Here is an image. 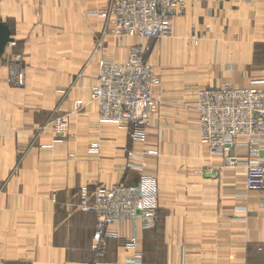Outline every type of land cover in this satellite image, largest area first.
Returning a JSON list of instances; mask_svg holds the SVG:
<instances>
[{
	"label": "crops",
	"instance_id": "0c3cea01",
	"mask_svg": "<svg viewBox=\"0 0 264 264\" xmlns=\"http://www.w3.org/2000/svg\"><path fill=\"white\" fill-rule=\"evenodd\" d=\"M27 1L38 3L0 0V21L21 20L29 11ZM64 1L68 4L62 6L70 13L74 0ZM253 3L260 7L249 8ZM263 3L187 0L185 15L174 19L178 41L187 36L183 32L189 24H198L202 31L206 22L217 25L226 19L227 26H216L218 38L201 45V51L213 52L207 66L211 54L191 52L180 43L172 60L167 53L172 45L161 42V69L156 66L162 81L154 93L157 123L145 137L132 140L127 133L89 119L91 110L86 105L80 113L70 114L80 139L40 149L31 139L43 120L41 111L18 107V100L1 101L0 264H264V191L246 188L249 155L245 146L236 147L241 161L229 167L202 143L196 93L209 86H249L252 79L264 77V27L254 30L245 24L264 20ZM207 13L212 17L207 18ZM197 19L200 22L194 23ZM125 37L103 46L79 72L82 80L75 81L74 73L67 72L59 82L71 85L67 103L59 101L54 111L65 104L63 109L71 112L77 99L88 101L90 85L98 76L97 59L123 60L130 46L143 40ZM5 54L0 60V85L8 77ZM89 66L92 72L86 73ZM52 139L51 131L43 132L40 141L46 145ZM96 140L103 146L100 151L90 149ZM149 149L159 153L148 154ZM145 176L156 180V188L148 190L157 197L155 228L141 230L132 221L112 226L113 235L137 234L138 243L122 247L113 236L105 256L96 259V217L79 208L81 189L87 187L93 193L100 185L137 184ZM140 253L142 263H135Z\"/></svg>",
	"mask_w": 264,
	"mask_h": 264
},
{
	"label": "built area",
	"instance_id": "2783aa9c",
	"mask_svg": "<svg viewBox=\"0 0 264 264\" xmlns=\"http://www.w3.org/2000/svg\"><path fill=\"white\" fill-rule=\"evenodd\" d=\"M186 3L187 0H110L98 14L104 20L105 31L120 39L131 36L155 41L173 34L174 19L184 13ZM11 80L23 83L21 74L17 80L14 76ZM160 84L141 41L130 46L123 60L99 61L91 100L101 120L117 121L134 138H141L157 123L154 115L158 99L154 93ZM197 111L202 142L210 154L222 157L227 166L236 167L241 160L234 151L239 145L245 146L249 155L246 188L264 191V77L252 79L249 86L225 84L199 89ZM65 123V118L54 119L57 136L53 143L65 136ZM146 152L159 153L157 149ZM155 182L152 176H145L137 184L118 182L93 193L87 188L81 191L79 208L96 217L93 237L96 259L105 256L113 236L122 247H135L138 243L137 234L113 235L112 226L132 221L141 230L155 227L157 197L148 191L156 188ZM133 261L142 263V254H137Z\"/></svg>",
	"mask_w": 264,
	"mask_h": 264
},
{
	"label": "rangeland",
	"instance_id": "374dc122",
	"mask_svg": "<svg viewBox=\"0 0 264 264\" xmlns=\"http://www.w3.org/2000/svg\"><path fill=\"white\" fill-rule=\"evenodd\" d=\"M109 2L110 0H74L70 2L71 9L70 13H68V11L66 12L62 6L63 4H68V2L66 3L64 0H38V3L36 1H33L32 3L27 1L26 5H30L29 11L25 13L22 19L16 21V19L12 18V20L9 21L10 23H7L11 26L15 41L8 45L5 58H3V63L6 64L9 69L6 83L0 85V94L4 95L8 92L12 93L10 96H0V106L2 104L1 101L5 103L7 102V99H11L15 101L18 100L16 103L18 104V107H22L23 105L27 108V106H30L28 109L35 108L36 112L41 111L43 120L37 124L38 126L33 131L31 139V141L35 145H38V148L40 149H43V146L44 148H51L56 143H53L54 138L57 136L56 134L54 135V119H66V125L64 128L66 134L61 141H58L59 143L66 139H80L81 134L73 129L74 126H71L72 117L70 114L73 112L77 114L80 113L86 105H88V110H91L89 119H98L97 123H103V125H107L113 130L117 129V131L127 133L128 138L132 140L138 139L134 138L129 130L117 121L101 120L99 118L96 105L91 100V87L93 83L90 85L88 101L77 99L74 103L73 111L71 112L63 109L65 108V104L61 105L60 110L57 108V110L54 111L58 106L59 101L64 100V103H67L65 98L68 94V88H70L71 85L67 86L59 83L66 78V75L68 74L67 72L71 71L74 73L73 76L75 81L82 80L83 76L79 72L89 65L95 55L97 56V54L102 51L103 46L105 47L106 44L112 41H121H119V38L114 36L110 31H105L104 20L98 14V12H101L109 5ZM250 7H253L256 10L260 5L253 3L249 5V8ZM263 7L264 3L262 4V8ZM185 13L186 8L184 13L178 16H183ZM211 15L212 14L208 16L207 13L206 17L210 18L212 17ZM225 20L226 19H221L217 25L212 21H208L205 23L202 31L198 29V24L196 26H191L189 24L186 26V31L183 32L187 36H183L184 39H181L180 41H178L179 37L177 36V27L175 24L173 34L168 36L170 39L159 38L155 41L143 39L138 42L142 41L146 46V58L155 67L156 71L158 67L160 68V63H158V61L162 58V56H160V44L163 40L172 45L167 52L172 60L176 57L177 44L184 43L186 47H189V50H192L191 52L208 54L209 56L211 54V57L206 61L207 66L213 61V52L211 53L209 48L201 51V45L204 41L210 39L215 41L216 38H218L214 36V28L218 26L224 29L228 22H225ZM246 20L247 19H244V21ZM198 22H200V19H197V21L194 20V23ZM245 24L247 27L252 25V29L255 30L256 28L264 27V20H251L249 23ZM126 38L127 37H125V39ZM213 40L211 41L213 42ZM151 57H153L155 61L153 60L151 62ZM102 59L108 58L102 57L97 59V69L99 67V61ZM89 72H92L90 66L86 73ZM19 74L22 75L23 83L18 84L11 79L14 76L17 80ZM159 77L161 79L160 75ZM198 91L199 89L196 93ZM93 109L94 111H92ZM50 131L52 132L53 139L50 143L43 145L40 138L42 137L43 132L46 133ZM92 144L93 147L90 144L91 150L100 151L102 144L99 141L93 142ZM94 144H97V146H94ZM127 152L132 151L127 150ZM71 156H73V153H71ZM165 180H167L166 177ZM111 185H100L95 190L110 187ZM84 188L87 187H83L81 191Z\"/></svg>",
	"mask_w": 264,
	"mask_h": 264
},
{
	"label": "water",
	"instance_id": "95a60500",
	"mask_svg": "<svg viewBox=\"0 0 264 264\" xmlns=\"http://www.w3.org/2000/svg\"><path fill=\"white\" fill-rule=\"evenodd\" d=\"M14 41L15 38L13 37L11 26L0 21V60L5 54L8 45Z\"/></svg>",
	"mask_w": 264,
	"mask_h": 264
},
{
	"label": "bare ground",
	"instance_id": "6f19581e",
	"mask_svg": "<svg viewBox=\"0 0 264 264\" xmlns=\"http://www.w3.org/2000/svg\"><path fill=\"white\" fill-rule=\"evenodd\" d=\"M177 17V16H176Z\"/></svg>",
	"mask_w": 264,
	"mask_h": 264
}]
</instances>
